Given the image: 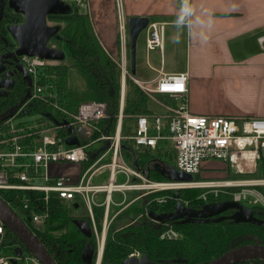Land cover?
Returning <instances> with one entry per match:
<instances>
[{"label":"crops","instance_id":"1","mask_svg":"<svg viewBox=\"0 0 264 264\" xmlns=\"http://www.w3.org/2000/svg\"><path fill=\"white\" fill-rule=\"evenodd\" d=\"M64 1L69 3L72 7V2ZM90 6V20L94 32L103 48L112 56V59L117 64L121 61L122 55H124V48L122 49L120 39V22L124 24L126 31L124 34L127 43L125 54L129 57V61H131L128 20L130 17H147L149 19L148 26L140 32L136 44V76H134L139 80H152L157 77L161 71L166 73L188 72L189 104L190 110L193 113L264 117V0H188L187 5L181 0H121V2L120 0H90ZM4 8L6 11H8L9 8L12 10V13L20 15V17H22V22L19 24L24 23V14L18 13L11 8L9 0H3V5L0 9L3 13L6 12ZM188 8L189 11L187 10ZM49 16L47 19H49ZM52 22L55 23L54 25L63 24H58L59 22L56 21ZM152 23H157L158 26H162L161 33L163 45L161 48L148 50L146 38L149 25ZM7 35L10 36L11 34L8 33ZM13 40L16 45L14 50H16L18 44L14 38ZM48 45L56 47L50 44V42ZM63 48L64 47L60 49L65 52L66 58L67 53ZM24 55L19 56L20 59H22ZM43 59L48 60L47 62L49 63H56V61H59L55 65L63 64L62 61L64 60ZM169 63H172V68L167 71L166 68ZM46 69L47 66L44 69L45 73H47ZM144 69L150 71L151 74L140 79L141 77L139 78L137 75L144 73ZM70 73L71 72L66 76L65 85L61 83L60 91L68 96L73 95L74 97L76 96V98H80L77 93L80 91L87 92V82L82 76L83 81L80 80L79 83L85 84L83 90L71 88ZM72 73L78 72L73 70ZM72 75L76 76L74 74ZM78 75L81 77L80 73H78ZM54 76L58 84V74L54 73ZM53 82L55 83L54 80ZM13 87L10 88V90H12ZM122 92L124 99L123 104H125L126 84H123V90L121 86L120 99ZM160 99L170 104L179 103L169 96L160 97ZM71 100H73V103L78 102L68 97L69 103H71ZM150 101L154 102L148 98L147 115L161 113L163 111L162 107L160 108L161 110H154L151 107ZM74 105L72 107H74ZM44 110L52 111L51 108L47 107L39 113H44ZM45 115L48 117H43L42 120L48 124L51 123L54 125L51 129L52 135L60 136L64 139L65 144L68 146L72 145L67 143V140L73 137V133L68 128L69 125L66 124L67 126L63 127L62 119L59 116H53L49 113H45ZM5 120L6 119L0 120V128H4ZM16 121L19 122L20 120ZM24 121H30V123L34 124V122H32L33 120L29 117L25 118ZM38 124L40 123L31 126L34 127L37 125L38 128H35L37 131L36 137L40 138V133L42 131ZM129 124L131 128L135 125L134 117L130 118ZM76 136V138L73 137V139L76 140L73 144H85L87 141L92 142L88 148V161H53L49 163L48 166L42 167V173H47L51 179L59 176H66L69 177L72 182H78L85 170L95 165L92 168V170H95L91 179L92 184L108 185L111 177V167L109 163L112 158V151L109 150V142L106 141L103 143V141L96 140V137L84 140L78 134ZM36 143L38 145L42 144L40 139H38ZM121 146L122 152L119 162H123L129 168L139 172L142 177L136 176L134 178L133 174L127 175L123 172H119L114 176V183L118 184L125 182L133 183V181L138 180L145 181L146 179L175 183L190 182L201 180L205 176H214L210 173L204 175V168L212 172L213 170H211V168H225L228 164L220 160L206 161L200 172L202 176H200L199 173L195 175L191 174L192 179H189L188 176H190V174L176 167V156L171 141H161L156 148H144L141 150L133 149L132 143L128 140H122ZM100 165L103 166L98 168ZM58 168H72L73 171L69 173L64 172V170H59ZM107 169H109L108 172ZM172 173H176L178 179L167 176L172 175ZM42 183H44L43 178ZM127 192H132L130 198ZM14 194L15 193L11 191L8 201L5 199L3 200H5L14 211H17V209L13 207L15 203L13 204L11 201L14 199L12 198ZM142 195V190L113 191L109 195H107L106 191L97 192L95 193L96 204L92 206L91 211L89 206L80 200L79 197H76L73 202L67 200L59 201L67 206L68 213L75 219V222L84 221L88 224L89 230L91 231L90 236L85 234L81 228L78 227L88 240L87 245H92L94 247V262L99 252V264H101L105 240L109 231V226L107 228L106 225V223H108V218L112 216L115 221L124 210H120L121 208L115 210L112 215L111 212L113 207L116 208L121 205V203H125L124 205L127 206L129 203H133V200L136 198L138 199L134 201L140 200L142 202V198H144ZM52 201L59 202L58 200H51L50 202ZM82 205L86 208V213H82L79 210ZM73 208L75 210H72ZM51 217L52 214L47 220L48 222ZM135 217L124 225L122 224L119 226L117 224L115 226L112 225V227L115 231H118L132 224ZM22 220L36 236V233L42 232L47 223L45 222L44 225H42V223L38 224V228H35L29 218L24 217ZM17 249H21V252L25 254L33 255L29 250H24L22 246L18 245ZM16 253H18V251H16Z\"/></svg>","mask_w":264,"mask_h":264},{"label":"built area","instance_id":"2","mask_svg":"<svg viewBox=\"0 0 264 264\" xmlns=\"http://www.w3.org/2000/svg\"><path fill=\"white\" fill-rule=\"evenodd\" d=\"M76 5H84L85 0H66ZM186 3L188 0H181ZM162 26L157 23L149 25L146 46L148 50L161 48L163 37ZM125 44V43H124ZM48 60L38 56L24 55L22 62L26 66L31 79L35 84L47 66ZM121 63V64H120ZM126 66L125 58L118 62ZM129 74V73H128ZM133 82L140 87L147 96L162 106L161 113L138 114L134 116L135 125L123 131L124 99L121 93L119 112L117 114V125L114 132H110L107 126L101 123L109 117V110L105 103L94 100L82 102L75 112L69 110L60 101L61 96L55 90V84L50 81V86H36L33 100L41 98L46 107L52 111L44 110L34 124L25 119H6L4 128H0V190L13 191L14 198L11 200L17 213L23 219L29 218L35 228L38 224L44 225L51 216V200L74 201L79 197L85 204L92 206L96 204L95 193L106 191L109 195L113 191L142 190L143 195L152 194L159 189L169 190L176 187H204L206 190L200 195L202 202L208 199H217L219 195H229L235 202L264 208V192L260 191L249 181L239 178H226L220 180L190 181V182H164L156 183L145 180L141 184L136 183H114L116 173L141 174L129 168L123 162H119L122 152V140L132 143V148L141 150L144 148H156L161 141H171L176 156V167L188 174H198L206 161L220 160L227 162L237 174H242L249 162L260 159L264 162V117H244L228 115H205L195 114L190 110L189 99V74L188 72L160 74L152 80H139L131 76ZM169 96L178 104H170L160 99V96ZM37 103V102H36ZM51 106V107H50ZM45 109V108H43ZM42 112V111H41ZM45 113L59 116L63 127L67 125L77 128L82 126L87 133L88 140L95 132L106 129L98 141L109 142V150L112 158L109 163L111 167L110 183L108 185H90L95 173L92 166L85 170L78 182H72L69 177L59 176L51 179L47 173H42V167L48 166L50 162L67 160L70 162H86L89 159L88 148L92 142L87 144L67 145L60 136L52 135L53 124L43 121L48 117ZM37 123L40 125V138L36 137ZM67 124V125H66ZM50 125V127H49ZM134 133L131 135L130 132ZM40 139L41 145L36 141ZM103 166V165H101ZM100 166V167H101ZM42 178L44 183H42ZM44 191V193H43ZM43 194V195H42ZM213 195V196H210ZM154 204H161L165 197L155 198ZM153 202V200L151 201ZM7 227L0 218V246L17 249L16 243H7L5 240ZM179 236L173 229L161 233V238L174 240ZM16 255L0 254V264H13V259L20 264H42L33 255L27 258L25 253Z\"/></svg>","mask_w":264,"mask_h":264},{"label":"trees","instance_id":"3","mask_svg":"<svg viewBox=\"0 0 264 264\" xmlns=\"http://www.w3.org/2000/svg\"><path fill=\"white\" fill-rule=\"evenodd\" d=\"M8 11L12 12L9 8ZM11 20H15V18L10 16ZM49 20L64 24L59 33L61 35L60 42L64 44L63 47L73 62L72 64L54 65L53 68L46 69L47 72L51 70L58 74V86L61 87V83L64 85L66 83L67 74L72 69L78 70L87 82L89 98L91 96L92 100L107 101L110 117L105 123H107L108 129L114 132L120 105L121 72L119 65L109 57L99 42L87 14L73 10L63 15H50ZM6 22L8 23L6 24ZM8 24V20L3 18L0 20V39L4 36L1 29L8 32ZM12 91L11 97L0 98V114L13 106L14 100L23 93L21 86H14ZM69 97L78 102L73 103L71 100L69 103L68 96L60 99V101L67 107H72L71 104L78 107L81 103L80 98L73 95H69ZM160 97L163 98L164 96L161 95ZM148 98L147 94L132 79L128 78L124 104L125 116L147 114ZM43 108L47 107L42 104V110ZM36 111L41 112L38 111V108ZM123 131L125 132L124 120ZM166 191L172 194L173 198H168L165 204H152L151 207L155 208L154 210L151 209L152 211L159 214H169L175 212L179 204L191 209H197L201 204H204L199 199V191L186 189H184L185 192L183 189ZM164 193V191L159 192V194ZM10 194L11 192L0 190V196L6 201H8ZM155 194L157 195V193ZM217 200H223V198L210 199L211 202ZM186 202L188 203L186 204ZM49 204L52 208V217L45 224L42 232L36 233L39 240L57 264H89L82 257L88 240L81 232L75 219L69 215L67 206L61 202L59 204L57 201H52ZM250 208L255 220L232 218L234 211H238L237 208L226 209L216 216L203 219L196 217L188 220L173 219L171 223L180 232V237L174 240L160 238L159 227L143 220L142 217L136 223L129 224L118 231L110 226L102 264H121L122 260L135 251H139L142 255H148L154 261L179 258L182 259L181 262L172 264H207L210 260L233 247L252 243L264 244V208L258 206ZM222 215L229 216L230 219ZM5 240L10 243H17L28 251L20 238L8 228ZM251 263L264 264V260L254 259L240 264ZM90 264H94V261Z\"/></svg>","mask_w":264,"mask_h":264},{"label":"water","instance_id":"4","mask_svg":"<svg viewBox=\"0 0 264 264\" xmlns=\"http://www.w3.org/2000/svg\"><path fill=\"white\" fill-rule=\"evenodd\" d=\"M2 5L3 0H0V9L2 8ZM9 5L16 12L24 14L25 21L22 24H11L8 26V31L16 40L18 48L14 51L0 53V97L7 95L8 90L14 85V80L9 78V75H11L12 72H5V64L7 63V60H5L6 58H12L17 62V68L22 71L24 79L28 80L29 84V73L20 61L19 56L24 54L29 56L37 55L41 58L56 60H63L65 58V52L62 49L48 45L52 37H59L58 33L61 26L49 25L47 17L49 15L67 14L71 10V5L64 0H9ZM148 23L149 19L147 17H130L128 20L130 31L131 69L133 74L136 72L137 39L140 32L146 29ZM2 73H4V76ZM29 95L30 91L27 92L25 97H28ZM6 117L7 116H4L3 119ZM68 128L73 133L74 138H76V135L78 134L84 140L87 139L86 130L82 126L77 127L76 130L71 126H68ZM73 137L67 140L68 144L76 142ZM167 176L173 179H178L176 173H172V175ZM188 177L189 179H192L191 175ZM222 206H220L216 212L223 211L230 207H235L238 211L231 216L232 218L237 220L254 219L252 216V209L242 203L228 202ZM210 207L211 205H207L203 210L197 211L196 209L187 208L184 205L179 204L177 211L171 214L151 213V215L160 221H165L170 218H182L184 220H188L192 217H207L208 215L215 213L209 211L211 209ZM0 218L6 227L20 238L30 253L35 255L42 264H57L42 242H40L37 236L27 227L22 218H20V216L1 197ZM76 223L85 234L90 236L91 231L89 230L88 224L84 221H77ZM21 251V249L18 250V253L20 254ZM93 253L94 247L92 245H87L82 256L83 260L87 263H92ZM99 258L100 254L98 252L95 264L98 263L100 260ZM254 259L264 260V244L252 243L233 247L223 252L218 257L210 260L207 264H240ZM181 261L182 259L179 258L154 261L151 260L148 255H143L140 258L130 256L122 260L121 264H172ZM13 264L20 263L13 259Z\"/></svg>","mask_w":264,"mask_h":264},{"label":"rangeland","instance_id":"5","mask_svg":"<svg viewBox=\"0 0 264 264\" xmlns=\"http://www.w3.org/2000/svg\"><path fill=\"white\" fill-rule=\"evenodd\" d=\"M71 2V1H70ZM120 2H121V0H120ZM84 5H81V6H78V5H76L74 2H72V7H71V10H70V12H72L73 10H77L79 13H84V14H87V16H89V18H90V16H91V6H90V0H85L84 2ZM5 4H6V1H5ZM5 9V8H4ZM118 9H119V6H118ZM188 11H189V8L187 9ZM5 11H6V9H5ZM7 12V13H6ZM6 12H1L0 11V20L3 18V19H5L6 21L8 20L9 21V24L7 25V30H8V26L9 25H11V24H19V23H21L22 22V17H17V16H15L14 15V13H12V12H9V11H6ZM10 16H12V17H14L15 18V20H11L10 21ZM91 19V18H90ZM123 22H124V19H123ZM8 22H6V24H7ZM48 24L49 25H54L55 23L54 22H52V21H50L49 19H48ZM63 25L64 24H62V25H60V26H62L63 27ZM161 26V25H160ZM119 29H120V31H121V36H120V39H121V46H122V49L124 48V52H123V54L124 55H122V60H123V58H125V60H126V66H124V65H122V69H121V66L119 65V67H120V72H121V86H122V90H123V84L125 85H127V80H128V78H130V75L131 76H136V72L133 74L132 73V69H131V61H129V57L128 56H126V52H125V49H127V47H126V45H127V43H126V38H125V36H124V34L126 33V31H125V26H124V24H122V22H120V24H119ZM2 30V32L1 33H3L4 34V36H3V38H1L0 39V51H4V50H8L7 48H8V46L9 47H13L14 46V44L13 43H8V39L10 38L12 41H14L13 40V38L11 37V35L9 36V35H7L9 32H5L3 29H1ZM124 32V33H123ZM148 34V33H147ZM141 39V38H140ZM146 42H147V38H146ZM125 43V44H124ZM50 44H52V45H55L56 47H58V48H62L63 47V45L64 44H62V43H60V41H55L54 40V38L53 39H51V41H50ZM64 49V48H63ZM6 52H9V51H6ZM128 52H129V50H128ZM3 53V52H2ZM108 55H109V57L112 59V56L108 53ZM20 61L22 62V59H20ZM16 62V61H15ZM59 61H56V63H54V62H48V65H47V69L49 68V67H52L53 68V66L55 65V64H57ZM63 62V64H69V63H71L72 64V62H73V60H72V58H71V56L67 53V55H66V58H64V60L62 61ZM16 64V70H19L18 68H17V62L15 63ZM22 64L24 65V63L22 62ZM52 64V65H51ZM121 64V63H120ZM5 65H7V64H5ZM24 67L26 68V66L24 65ZM172 68V63H169V64H167V68H166V70L168 71V70H170ZM140 69H141V67H140ZM26 70H27V68H26ZM73 70H76V69H72V71ZM7 71H9V70H6L5 72H7ZM19 71H21V70H19ZM72 71H71V73H70V82H71V85H70V87L71 88H75V89H79V90H83V88L85 87V84L84 83H79L80 82V80H82L83 81V77H82V75H81V77L78 75V73H79V71L78 70H76V72H78V73H72ZM4 72V73H5ZM22 72V71H21ZM27 72H28V70H27ZM29 73V72H28ZM129 73V74H128ZM139 73V72H138ZM23 74V73H22ZM72 74H74V75H76V76H73ZM151 74V72L150 71H148V70H145L144 69V73H142V74H138L137 76L140 78V79H142L143 77H147L148 75H150ZM3 75V74H2ZM4 76V75H3ZM29 76H30V74H29ZM9 78H12L11 76L9 77ZM76 78V79H75ZM82 78V79H81ZM13 79V78H12ZM131 79V78H130ZM14 80V79H13ZM55 81V90H58L59 92H61L60 91V87L58 86V84H57V82H56V77L54 76V73L51 71V70H49L44 76H43V74H42V76H40V78L37 80V83L35 84V82H33L32 81V79H31V76H30V78H29V81H30V84L28 83V80H25L24 81V85L23 86H21L22 87V89H23V93L19 96V98H16L15 100H14V102H13V106H11L7 111H5L4 113H2V114H0V120H2L3 119V117L4 116H7L5 119H10V120H22V119H25V118H27V117H29V118H31L33 121L32 122H35V121H37L36 119L39 117V115L38 114H36L35 112H37L36 111V109L38 108V111H41L42 110V103H44L43 101H41L42 99L41 98H39V97H37L36 98V100L34 101L33 100V97L35 96L34 95V92H35V89H36V86H40L41 88H42V85L43 86H50V84H49V82L50 81ZM27 82V83H26ZM14 85H15V80H14ZM17 87V86H16ZM18 87H20V86H18ZM13 90V89H12ZM12 90H8V94L7 95H4V96H2V97H0V98H5V97H7L8 96V98L9 97H11L12 95H13V91ZM28 91H30V95L28 96V97H25L26 96V94H27V92ZM120 92H121V89H120ZM79 96H80V100H82L81 102H85V100H87V101H89V100H92V98H91V96H90V98H89V93L88 92H82V91H80V92H78L77 93ZM60 96H61V99L63 98H66L68 95H66L64 92H61L60 93ZM69 97V96H68ZM66 100V99H65ZM67 101V100H66ZM94 101H96V100H94ZM37 102V103H36ZM97 102H101V103H105L106 104V106H107V108H108V110H109V105H108V103H107V101H97ZM154 103H156V102H151L150 101V104H151V107L154 109V110H159L162 106L161 105H159L158 103H156V104H154ZM74 104H71V106H73ZM45 106V105H44ZM65 106V105H64ZM51 107V106H50ZM65 107H67V106H65ZM79 107V106H78ZM77 106L75 107H67V108H69V110L70 111H72V112H75L76 110H77V108H78ZM52 108V107H51ZM161 110V109H160ZM163 110V109H162ZM136 115H138V114H134V115H126L125 116V114H124V117H123V120H124V123H125V131L130 127V118L131 117H134V116H136ZM117 121H118V119H117ZM126 123H127V125H126ZM101 125L102 126H107V123H105V121H103V123H101ZM126 127H127V129H126ZM76 130V129H75ZM110 132H112L110 129H108ZM105 132H106V129L105 130H102L101 132H95L94 133V135H93V137H96L97 139H99L102 135H104L105 134ZM65 133V132H64ZM134 132L133 131H131L130 132V134L132 135ZM106 142V140H103V143H105ZM85 144H87V143H85ZM50 163H52V162H50ZM251 164V165H250ZM249 165L250 166H248L247 168H246V170L244 171V173H242V174H237V173H235V171H234V169L229 165V164H227V166L225 167V168H220V167H218V168H211V170H213L212 172H210L209 170H207V169H203L204 170V175L205 174H212V175H214V176H209V177H204L203 179H201V180H195V181H205V180H220V179H226V178H239L240 177V179H242V180H245V181H249V182H251V183H253L254 185H255V187H257L260 191H262V192H264V162H262L260 159H257V160H254L253 162H249ZM101 166V165H100ZM100 166H98V168H100ZM73 168V167H72ZM72 168H58L59 170H64V172H72L73 171V169ZM109 171V169H107V172ZM224 172H225V174H224ZM224 174V175H223ZM219 175H223V176H219ZM137 175H133V177L135 178ZM144 177V176H143ZM139 181V182H138ZM138 181H133V183H136V184H141V183H143L144 181L143 180H138ZM152 181H154V182H156V183H164V181L162 182V181H160V180H152ZM175 183V182H174ZM116 184H118V183H116ZM90 185H93L92 184V181L90 182ZM181 189H183V192H185L184 191V189H186V190H196V191H199V194H198V196L200 197V195H202L203 193H204V191L206 190L204 187H189V188H180V187H176V188H174L173 189V191L174 190H181ZM162 191H164L165 193L164 194H159V192H162ZM43 193H44V191H43ZM155 193H157V195L155 194ZM127 194H128V196H129V198H130V196H131V194H132V192H127ZM210 196H213V195H210ZM1 197V196H0ZM123 197V196H122ZM142 197H144V198H142V202L140 201V200H138V201H134V200H136V199H138V198H136V199H134L133 200V203H129V205H127V206H125L123 203H121V205H119L118 207H116V208H114L113 207V209H112V212H111V214L113 215L114 214V211L115 210H118V209H120V210H123L122 212H121V214H120V216L118 217V219L117 220H113L114 218H112V216H110L109 218H108V223H106V225H107V228H108V226H109V228H110V225L112 226H115V225H124V224H126L127 222H129L132 218H134L135 216V219L133 220V223H136L138 220H141L142 218H143V220H147V221H149L151 224H153L154 226H156V227H159V232H158V234H159V236H160V238H161V233L162 232H164V231H167V230H169V229H173L175 232H177V234H178V236L180 237V232L178 231V229L177 228H175V226L171 223L172 222V220H173V218H170V219H167V220H165V221H160V220H158V219H156V218H154L152 215H151V213H157V214H159L158 212H155V211H152V210H154L155 208H152L151 206H152V204H154L156 201H154V199L155 198H160V197H165V201L164 202H162L161 204H165V202H167L168 201V198L170 199V198H173V195L172 194H169L166 190H163V189H159L157 192H154V193H152V194H147V195H142ZM2 198V197H1ZM140 198V197H139ZM219 198H223V200H217V201H213V202H211L210 201V199H208L207 200V202H204V204H199L200 206L199 207H197V211H201V210H203L204 209V207L205 206H207V205H212L210 208V210L209 211H211V212H215V213H213V214H210V215H208L207 217H212V216H216V215H218V214H220L221 212H223V211H220V212H216L217 210H218V208L220 207V206H222L223 204H226V203H228V202H235L234 200H232L230 197H229V195H226V194H224V195H219V197H217V199H219ZM3 199V198H2ZM200 199V198H199ZM58 201L59 200H61V199H57ZM153 200V202H151ZM60 202L61 201H59V204H60ZM127 202V201H126ZM188 202H186V204H187ZM65 206V205H64ZM179 206V205H178ZM246 206H248V205H246ZM223 207V206H222ZM249 207V206H248ZM178 208V207H177ZM188 208V207H187ZM230 208H235V207H230ZM230 208H227V209H230ZM152 209V210H151ZM236 209V208H235ZM72 210H75L74 208L72 209ZM82 213H86L87 211H86V208L82 205L81 206V208L79 209ZM226 210V209H225ZM136 211V212H135ZM177 211V210H176ZM175 211V212H176ZM208 211V212H209ZM235 213L237 212V210L236 211H234ZM160 214H164V213H160ZM169 214H171V213H169ZM225 215V214H224ZM224 215H222V216H224ZM142 217V218H141ZM225 217V216H224ZM197 218H201V219H203V218H206V217H204V216H202V217H200V216H198ZM225 218H227V219H230L229 218V216L228 217H225ZM176 219H182V218H176ZM113 220V221H112ZM46 222H48V221H46ZM178 237V238H179ZM39 239V238H38ZM106 239H107V237H106ZM7 243H9V242H7ZM105 244H106V240H105ZM25 245V244H24ZM244 245V244H243ZM26 246V245H25ZM240 246V245H239ZM237 247V246H236ZM25 250V249H24ZM16 251H18V249H14V248H10V247H6V246H0V254H2V255H6V254H10V255H16L15 253H16ZM135 252H139V251H135ZM98 254V253H97ZM134 254V253H133ZM139 254H140V252L136 255V257H139ZM132 255V253L128 256V257H130ZM142 255V254H141ZM26 257L27 258H31L32 256L30 255V254H27L26 255ZM127 257V258H128ZM126 259V258H125ZM95 262H96V260H95ZM95 262H94V264H95ZM103 263V261H101V264Z\"/></svg>","mask_w":264,"mask_h":264},{"label":"flooded vegetation","instance_id":"6","mask_svg":"<svg viewBox=\"0 0 264 264\" xmlns=\"http://www.w3.org/2000/svg\"><path fill=\"white\" fill-rule=\"evenodd\" d=\"M58 24H62V22L61 23H58ZM53 39V38H52ZM54 40L55 41H60L61 40V35L59 34V37L57 38V37H54ZM8 43H13L14 44V46L13 47H9L8 46V50H4V51H0V53H2V52H6V51H14V49H15V47H16V45H15V43H14V41H12L10 38H9V40H8ZM5 60H7V65H6V69H5V71L6 70H9V72H12L11 73V75H9V76H11L14 80H15V85L14 86H23L24 85V81H25V79H24V77H23V74H22V72L21 71H19V70H16V62L12 59V58H6ZM3 75H4V73H2ZM27 83V82H26ZM20 246V245H19ZM134 253V254H133ZM139 252H132V255L131 256H135L136 257V255L138 254ZM143 255H141V253L139 254V258L140 257H142ZM93 261H94V256H93ZM56 262V261H55ZM98 263H99V261H98ZM97 263V264H98ZM90 264V263H89ZM252 264V263H251Z\"/></svg>","mask_w":264,"mask_h":264},{"label":"bare ground","instance_id":"7","mask_svg":"<svg viewBox=\"0 0 264 264\" xmlns=\"http://www.w3.org/2000/svg\"><path fill=\"white\" fill-rule=\"evenodd\" d=\"M200 174V173H199ZM191 175V174H190ZM200 176H202L201 174H200Z\"/></svg>","mask_w":264,"mask_h":264}]
</instances>
